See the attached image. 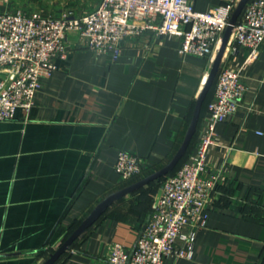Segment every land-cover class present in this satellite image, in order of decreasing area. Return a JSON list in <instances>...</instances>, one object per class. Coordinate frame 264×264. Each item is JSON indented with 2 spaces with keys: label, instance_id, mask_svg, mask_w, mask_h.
<instances>
[{
  "label": "crops",
  "instance_id": "0c3cea01",
  "mask_svg": "<svg viewBox=\"0 0 264 264\" xmlns=\"http://www.w3.org/2000/svg\"><path fill=\"white\" fill-rule=\"evenodd\" d=\"M239 1L188 0L199 12ZM27 7L23 0H0L1 11ZM42 7L33 10L50 13ZM58 9L50 14L65 11ZM83 44L70 32L67 58L41 80L31 111L0 121V264H43L119 191L121 151L137 155L144 167L167 165L212 67L204 58L181 56V38L153 30L125 40L116 61ZM247 56L244 48L228 52L221 64L239 71L247 90L237 112L215 127L207 168L218 184L203 212L207 226L197 233L192 260L164 264H264V43L257 60L247 64ZM208 123L206 111L190 157ZM159 191L147 186L116 201L55 264H103L116 243L131 251Z\"/></svg>",
  "mask_w": 264,
  "mask_h": 264
},
{
  "label": "built area",
  "instance_id": "2783aa9c",
  "mask_svg": "<svg viewBox=\"0 0 264 264\" xmlns=\"http://www.w3.org/2000/svg\"><path fill=\"white\" fill-rule=\"evenodd\" d=\"M236 6L227 2L199 12L188 0H101L82 14L0 10V121L14 120L19 109L31 111L41 80L50 79L58 70L57 60L67 58L70 32L79 34L86 50L95 55L110 54L116 61L125 40L153 30L160 36L181 38V56L204 58L212 66ZM262 43L264 0H250L233 29L225 55L244 48L250 64L257 60ZM246 90L240 72L221 65L208 106V127L197 152L163 181L161 196L133 249L127 251L116 243L103 264L193 259L197 233L207 226L208 216L203 212L218 184L217 175L207 168L215 127L237 112ZM142 162L137 155L121 151L115 163L121 182L141 174Z\"/></svg>",
  "mask_w": 264,
  "mask_h": 264
},
{
  "label": "water",
  "instance_id": "95a60500",
  "mask_svg": "<svg viewBox=\"0 0 264 264\" xmlns=\"http://www.w3.org/2000/svg\"><path fill=\"white\" fill-rule=\"evenodd\" d=\"M250 0H240L239 3L236 6L235 11L232 14L230 23L224 33L221 46L219 48V51L215 57V60L212 64L211 70L208 74V77L205 81V84L202 87V90L200 92V95L197 99L195 109L193 112V116L189 125V128L187 130V133L185 135L184 141L177 151V153L174 155L172 160L165 165L160 170L156 171L155 173L139 180L136 183H133L130 186H127L110 196H108L105 200H103L92 212L91 214L81 223V225L49 256V258L43 263V264H55L61 256L65 252H67L72 244L92 225L94 224L100 216L108 209L110 208L116 201L119 199L137 191L138 189L145 187L149 185L150 183L159 180L160 178L167 176L170 174L180 163V161L183 159L185 154L187 153L189 146L193 140V137L196 133L197 126L200 120L201 112L203 109V105L205 103V100L217 78V75L219 73L229 40L231 38L232 32L236 24L238 23L246 5L248 4ZM161 196V190L159 191V194L157 196L156 202L159 200ZM150 219V218H149Z\"/></svg>",
  "mask_w": 264,
  "mask_h": 264
},
{
  "label": "trees",
  "instance_id": "16d2710c",
  "mask_svg": "<svg viewBox=\"0 0 264 264\" xmlns=\"http://www.w3.org/2000/svg\"><path fill=\"white\" fill-rule=\"evenodd\" d=\"M215 86H216V80H215V82H214V84H213V86H212V88H211V90H210V92H209V94H208V96H207V98H206V100H205V103H204V105H203V109H202V112H201V116L202 115H204V113L206 112V111H208V106H209V103L212 101V99H213V96H214V91H215ZM196 105V104H195ZM194 109H195V107H194ZM193 112H194V110H193ZM192 116H193V114H192ZM201 116H200V118H201ZM195 136V135H194ZM193 139H194V137H193ZM193 141V140H192ZM191 145V144H190ZM190 158V155H189V149H188V151H187V153L185 154V156L183 157V159L180 161V163L178 164V166L170 173V174H168L167 176H164V177H162V178H160L159 180H157V181H154V182H152V183H150L149 185H147L148 186V188H161V185H162V183H163V181L168 177V176H170V175H174L181 167H182V165L188 160ZM164 166L162 165V166H159V167H156V168H152V167H149V166H145L144 167V170H143V172L141 173V174H139V175H137V176H135V177H133V178H131L130 180H128V181H125V182H121V185H120V189L119 190H121V189H123V188H125V187H127V186H130V185H132L133 183H136V182H138L139 180H141V179H143V178H145V177H147V176H149V175H151V174H153V173H155L156 171H158V170H160L161 168H163ZM147 186H145V187H142V188H140V189H138L137 191H135V192H138V191H145V188L147 187ZM135 192H133V193H135ZM120 200V199H119ZM152 212H153V209H152ZM151 212V213H152ZM84 221V220H83ZM83 221H81V222H79L78 224H77V226L70 232V234H69V236L81 225V223L83 222ZM68 236V237H69ZM67 237V238H68Z\"/></svg>",
  "mask_w": 264,
  "mask_h": 264
},
{
  "label": "rangeland",
  "instance_id": "374dc122",
  "mask_svg": "<svg viewBox=\"0 0 264 264\" xmlns=\"http://www.w3.org/2000/svg\"><path fill=\"white\" fill-rule=\"evenodd\" d=\"M99 1L98 0H23V2H27L28 5L26 10H30V9L44 10L42 6H47L46 9L49 10L48 12L50 13H52L53 10L59 8L58 10L61 11L69 10V11H73L75 14H82L94 9L97 5L96 3ZM41 13H45V12L41 11ZM50 13H46V14H50Z\"/></svg>",
  "mask_w": 264,
  "mask_h": 264
}]
</instances>
